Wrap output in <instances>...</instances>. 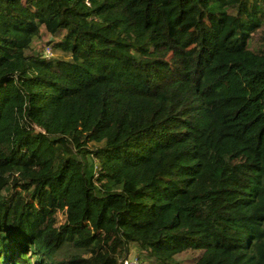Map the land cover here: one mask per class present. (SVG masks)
Returning <instances> with one entry per match:
<instances>
[{
	"label": "trees",
	"instance_id": "obj_1",
	"mask_svg": "<svg viewBox=\"0 0 264 264\" xmlns=\"http://www.w3.org/2000/svg\"><path fill=\"white\" fill-rule=\"evenodd\" d=\"M130 248L264 264V0H0V264Z\"/></svg>",
	"mask_w": 264,
	"mask_h": 264
},
{
	"label": "rangeland",
	"instance_id": "obj_2",
	"mask_svg": "<svg viewBox=\"0 0 264 264\" xmlns=\"http://www.w3.org/2000/svg\"><path fill=\"white\" fill-rule=\"evenodd\" d=\"M48 40H49L48 38H45L43 40V42H42V45H44ZM257 44H258V42L255 39V41L252 44V47L253 48H256ZM46 49H50L49 46H45L44 47V50H46ZM35 50H37V47L36 46H35ZM51 54L52 55L50 56L49 59H55L57 57H60L59 54H57L54 51H51ZM62 221H63V216L62 215H59V218H57V222H62ZM71 254H72V252L70 250H66V252L60 253L58 255V259H66V260H69L70 257H71ZM128 258L131 259V260L136 259V251L133 248H130ZM190 259H191V255L190 254H181V255H179V256L176 257V260L180 264H193L192 260H190Z\"/></svg>",
	"mask_w": 264,
	"mask_h": 264
},
{
	"label": "built area",
	"instance_id": "obj_3",
	"mask_svg": "<svg viewBox=\"0 0 264 264\" xmlns=\"http://www.w3.org/2000/svg\"><path fill=\"white\" fill-rule=\"evenodd\" d=\"M44 55L46 57H50L52 54H51V50L50 49H46L44 51ZM119 264H138L137 260L134 259V260H131L129 258H125V259H122L121 261H119Z\"/></svg>",
	"mask_w": 264,
	"mask_h": 264
}]
</instances>
